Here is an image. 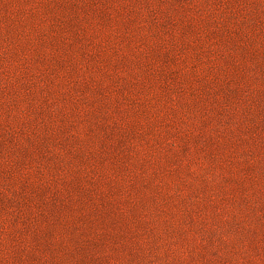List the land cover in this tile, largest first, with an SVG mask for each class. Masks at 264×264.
<instances>
[{
  "label": "rangeland",
  "instance_id": "obj_1",
  "mask_svg": "<svg viewBox=\"0 0 264 264\" xmlns=\"http://www.w3.org/2000/svg\"><path fill=\"white\" fill-rule=\"evenodd\" d=\"M0 264H264V0H0Z\"/></svg>",
  "mask_w": 264,
  "mask_h": 264
}]
</instances>
